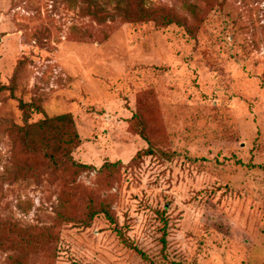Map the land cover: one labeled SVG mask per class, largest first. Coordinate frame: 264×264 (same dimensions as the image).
I'll return each instance as SVG.
<instances>
[{
	"label": "rangeland",
	"instance_id": "obj_1",
	"mask_svg": "<svg viewBox=\"0 0 264 264\" xmlns=\"http://www.w3.org/2000/svg\"><path fill=\"white\" fill-rule=\"evenodd\" d=\"M0 264H264V0H0Z\"/></svg>",
	"mask_w": 264,
	"mask_h": 264
},
{
	"label": "trees",
	"instance_id": "obj_2",
	"mask_svg": "<svg viewBox=\"0 0 264 264\" xmlns=\"http://www.w3.org/2000/svg\"><path fill=\"white\" fill-rule=\"evenodd\" d=\"M168 24H173L174 22L171 20H168ZM21 111L23 112L24 118L26 121L29 120V114L30 112L28 109H32V105H26L24 103L19 104ZM33 110V109H32ZM36 111L42 113L40 109L36 108ZM35 127H37L40 131L42 132H52V139L55 141H58L57 147L55 148V152H52L51 154L46 153V158L49 161V163L53 166H58V165H64V164H71L72 166L81 168V169H94L91 166L87 165H82V164H77L73 161V159L70 157V155L66 152V148H73L78 145V136L74 132L73 129V121L70 115H61L52 119H47L44 118L43 120H40ZM145 140V139H144ZM32 145L28 142L27 143V148L28 150L30 149ZM61 152V157L57 154V152ZM155 153L151 149H147L143 152H138L136 154V157L131 161L133 163L137 159H139L142 156L145 157H150L153 156ZM120 163H104L102 166L101 170H108L110 168H114L116 166H119ZM100 213L104 214L108 220H111L109 214L107 213L105 208H101ZM98 213H94L93 215L96 216ZM92 218V216H91Z\"/></svg>",
	"mask_w": 264,
	"mask_h": 264
}]
</instances>
